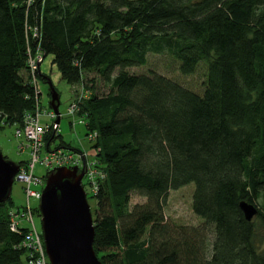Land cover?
<instances>
[{"label": "trees", "instance_id": "1", "mask_svg": "<svg viewBox=\"0 0 264 264\" xmlns=\"http://www.w3.org/2000/svg\"><path fill=\"white\" fill-rule=\"evenodd\" d=\"M37 53L68 84L95 74L110 86L80 106L105 173L93 218L102 264H264V0H0V125L21 128L34 110ZM151 54L182 75L204 62L203 94L126 71ZM189 184L202 219L192 226L164 213L167 194ZM241 201L257 208L250 221ZM13 207L0 203V264H25Z\"/></svg>", "mask_w": 264, "mask_h": 264}, {"label": "rangeland", "instance_id": "2", "mask_svg": "<svg viewBox=\"0 0 264 264\" xmlns=\"http://www.w3.org/2000/svg\"><path fill=\"white\" fill-rule=\"evenodd\" d=\"M38 56V55H37ZM39 65V67H38ZM38 70L44 79H39L35 83L36 90L39 92V100L44 108L48 109V103L50 101V86H53L56 93L59 95L60 106H59V124L54 125L57 128L56 136L54 141L50 144L51 150L66 148L63 144L67 145V148L73 149L74 151L84 150L88 153L90 160L95 161V157L99 154V150H95L93 147L94 143L90 142L89 136L86 135L85 126L79 125L80 118H84L87 124V117L84 116V112L79 109L76 117L66 115L69 105L75 103L78 100L80 106L82 101L87 100L91 94H97L99 96L106 95L109 93L110 86L101 81V79L95 74H83L81 81L75 84H68L62 78L58 72L57 67L52 64V57L47 56L41 58V61L37 63ZM126 71L129 74H146L148 72H156L157 74L166 76L168 79L178 83L183 88L197 94L202 95L205 89V83L207 81V68L206 64L200 63L194 74L182 75L179 72V62L173 59L169 55L165 54H151L148 56L147 64L143 67L128 68ZM117 73V72H116ZM38 78V77H37ZM79 106V107H80ZM57 120V118H56ZM72 122L76 125L73 127ZM40 123L42 125L51 124V120L41 118ZM56 123V121H55ZM54 128V127H53ZM19 130L16 125H0V152L6 160L14 163H29L31 160L27 141L22 135H17L16 131ZM89 139V140H88ZM97 140V136L96 139ZM63 143V144H62ZM23 146V151H20V147ZM97 149H100L96 146ZM45 156V154H44ZM98 163V162H97ZM103 168L104 166L101 165ZM46 169L35 164L33 175L39 178L46 177ZM105 175V173H104ZM84 189L87 193V200L90 205L92 216H95L96 200L95 192L90 188L88 180L83 179ZM192 191L193 187L191 184L183 186L176 190H171L165 199L164 213L168 219L175 221L182 225H197L202 219L193 212L192 209ZM11 199L13 200L15 207L22 206L26 203V195L24 192V185L22 182L15 180L11 188ZM142 198L133 195V202L141 201ZM31 206L33 209V220L38 230H41V218L38 209L39 200L30 199ZM14 207V208H15ZM10 209V208H8ZM255 221V218H254ZM24 225L27 223L22 222ZM256 242L260 249H264V231L262 229L257 230Z\"/></svg>", "mask_w": 264, "mask_h": 264}, {"label": "water", "instance_id": "3", "mask_svg": "<svg viewBox=\"0 0 264 264\" xmlns=\"http://www.w3.org/2000/svg\"><path fill=\"white\" fill-rule=\"evenodd\" d=\"M50 86L48 107L59 124V95ZM19 168L0 152V203L11 195L14 177ZM84 172L59 168L45 177V186L38 204L41 232L50 264H102L93 248L94 220L82 186ZM246 220L257 213L251 203L240 202Z\"/></svg>", "mask_w": 264, "mask_h": 264}, {"label": "built area", "instance_id": "4", "mask_svg": "<svg viewBox=\"0 0 264 264\" xmlns=\"http://www.w3.org/2000/svg\"><path fill=\"white\" fill-rule=\"evenodd\" d=\"M38 55V56H37ZM42 53H37L35 56H29L27 66L30 74V84L34 89L35 95V108L33 111L26 112L23 117L22 126L16 131L17 135H22L27 141V148L29 149L31 160L29 163H22L18 166L19 170L14 177V181L18 180L24 185V192L26 195V203L19 207H13L10 211L9 217V229L15 233H21L23 235L22 241L19 244V248L25 249V264H50L45 251V245L42 237L41 230H38L33 220V209L30 199L40 200L42 190L45 186V177L39 178L33 175L35 164L43 166L48 175L55 172L59 168H65L68 170L77 169V174L84 172V178L88 180L90 188L96 193L100 179L104 178V173L97 168L98 166L96 157L90 160L88 153L84 150L74 151L73 149L59 148L51 150L50 146H46L44 138L52 131L53 135H56L57 128H55L56 114L51 109H46L42 106L39 100V92L35 83L37 82L36 71L37 63L41 61ZM39 67V65H38ZM68 107L67 116L76 117L80 109V102L74 101ZM60 116V115H59ZM41 118L51 120V124L42 125L40 123ZM79 125H86L84 118H80ZM55 125V126H54ZM73 127L76 123L72 122ZM54 127V128H53ZM96 136L97 134L90 133L89 141L94 143L93 147L96 148ZM23 146L20 147V151H23ZM45 154V156H44ZM81 181V183H82ZM84 188V184L82 183ZM85 190V189H84ZM86 192V191H85ZM87 196V193H86ZM27 224L24 225L22 222Z\"/></svg>", "mask_w": 264, "mask_h": 264}, {"label": "crops", "instance_id": "5", "mask_svg": "<svg viewBox=\"0 0 264 264\" xmlns=\"http://www.w3.org/2000/svg\"><path fill=\"white\" fill-rule=\"evenodd\" d=\"M47 109V108H46ZM48 109H50L49 107H48Z\"/></svg>", "mask_w": 264, "mask_h": 264}]
</instances>
